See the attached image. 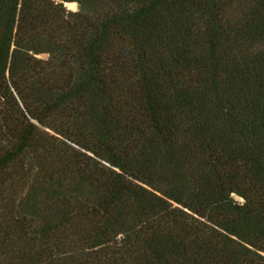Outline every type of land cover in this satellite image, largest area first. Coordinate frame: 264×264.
Wrapping results in <instances>:
<instances>
[{
    "label": "trees",
    "instance_id": "trees-1",
    "mask_svg": "<svg viewBox=\"0 0 264 264\" xmlns=\"http://www.w3.org/2000/svg\"><path fill=\"white\" fill-rule=\"evenodd\" d=\"M0 264H264V0H0Z\"/></svg>",
    "mask_w": 264,
    "mask_h": 264
},
{
    "label": "rangeland",
    "instance_id": "rangeland-1",
    "mask_svg": "<svg viewBox=\"0 0 264 264\" xmlns=\"http://www.w3.org/2000/svg\"><path fill=\"white\" fill-rule=\"evenodd\" d=\"M67 8L68 10L73 11V12L78 11L77 4H67ZM42 58H45V56H42ZM235 198L240 201L238 197L235 196Z\"/></svg>",
    "mask_w": 264,
    "mask_h": 264
}]
</instances>
